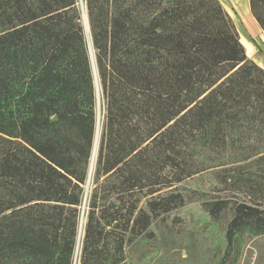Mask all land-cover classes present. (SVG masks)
I'll list each match as a JSON object with an SVG mask.
<instances>
[{
	"label": "trees",
	"instance_id": "16d2710c",
	"mask_svg": "<svg viewBox=\"0 0 264 264\" xmlns=\"http://www.w3.org/2000/svg\"><path fill=\"white\" fill-rule=\"evenodd\" d=\"M264 32V0H248ZM0 0V264H131L197 204L217 264L264 236V68L219 0ZM211 173L208 191L188 185Z\"/></svg>",
	"mask_w": 264,
	"mask_h": 264
},
{
	"label": "rangeland",
	"instance_id": "374dc122",
	"mask_svg": "<svg viewBox=\"0 0 264 264\" xmlns=\"http://www.w3.org/2000/svg\"><path fill=\"white\" fill-rule=\"evenodd\" d=\"M221 2L237 25L248 57L264 68V32L256 29L240 11V6H247L248 1ZM92 181L85 186V202ZM188 185L208 191L215 180L211 173H205ZM152 230L153 237L143 235L130 244L127 252L131 264H217L224 250L222 227L212 223L197 204L179 208L157 220ZM237 264H264V236L244 240Z\"/></svg>",
	"mask_w": 264,
	"mask_h": 264
},
{
	"label": "water",
	"instance_id": "95a60500",
	"mask_svg": "<svg viewBox=\"0 0 264 264\" xmlns=\"http://www.w3.org/2000/svg\"><path fill=\"white\" fill-rule=\"evenodd\" d=\"M80 1H81L82 9H83V18H84V24H85V28H86V34H87V42H88L89 52H90V55H91L92 64H93V68H94V71H95V63H94V56H93V50H92V44H91V38H90V32H89L87 15H86V13L84 11V3H83V0H80ZM95 77H96V71H95ZM96 87H97V93H98V121H97V130H98L99 127L102 130V111H101V102H100V96H99V85H98L97 77H96ZM98 153H99V151H98ZM95 166H96V164H95ZM94 171H95V167H94L93 172L91 170L89 171L87 186L90 185V183H91V181L93 179ZM82 228H83V220H81L80 233H79V241H78V244H77L76 255H75V262L74 263H76V264H79V262H80V260H79V254H80L81 239H82V234H83L82 233Z\"/></svg>",
	"mask_w": 264,
	"mask_h": 264
},
{
	"label": "bare ground",
	"instance_id": "6f19581e",
	"mask_svg": "<svg viewBox=\"0 0 264 264\" xmlns=\"http://www.w3.org/2000/svg\"><path fill=\"white\" fill-rule=\"evenodd\" d=\"M96 138H95V143H94V148H93V154L91 158V165H90V170L93 172L97 156H98V151H99V144H100V137H101V128L99 127L98 130L96 131Z\"/></svg>",
	"mask_w": 264,
	"mask_h": 264
},
{
	"label": "crops",
	"instance_id": "0c3cea01",
	"mask_svg": "<svg viewBox=\"0 0 264 264\" xmlns=\"http://www.w3.org/2000/svg\"><path fill=\"white\" fill-rule=\"evenodd\" d=\"M220 2H221V0H219ZM248 1V0H247ZM222 3V2H221ZM240 11L242 12V13H244V15H245V17H246V19H247V21L248 22H250L256 29H259V27H258V25H257V23H256V21H255V19L253 18V16L251 15V12H250V8H249V1H248V5L246 6V5H244V4H242L241 6H240ZM230 14V13H229Z\"/></svg>",
	"mask_w": 264,
	"mask_h": 264
}]
</instances>
